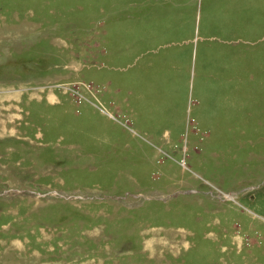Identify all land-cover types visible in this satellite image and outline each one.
Returning a JSON list of instances; mask_svg holds the SVG:
<instances>
[{
    "label": "rangeland",
    "instance_id": "obj_1",
    "mask_svg": "<svg viewBox=\"0 0 264 264\" xmlns=\"http://www.w3.org/2000/svg\"><path fill=\"white\" fill-rule=\"evenodd\" d=\"M0 264H264V0H0Z\"/></svg>",
    "mask_w": 264,
    "mask_h": 264
}]
</instances>
